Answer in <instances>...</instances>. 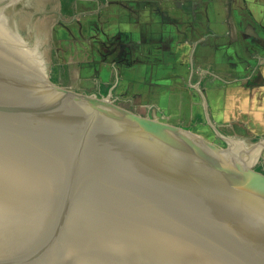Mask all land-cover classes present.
Wrapping results in <instances>:
<instances>
[{
	"label": "water",
	"instance_id": "obj_1",
	"mask_svg": "<svg viewBox=\"0 0 264 264\" xmlns=\"http://www.w3.org/2000/svg\"><path fill=\"white\" fill-rule=\"evenodd\" d=\"M0 28V264H264V176L248 181L264 141L220 146L111 97L64 96Z\"/></svg>",
	"mask_w": 264,
	"mask_h": 264
},
{
	"label": "crops",
	"instance_id": "obj_2",
	"mask_svg": "<svg viewBox=\"0 0 264 264\" xmlns=\"http://www.w3.org/2000/svg\"><path fill=\"white\" fill-rule=\"evenodd\" d=\"M59 10V84L156 125L249 150L264 141V0H59ZM261 151L251 183L264 176Z\"/></svg>",
	"mask_w": 264,
	"mask_h": 264
},
{
	"label": "rangeland",
	"instance_id": "obj_3",
	"mask_svg": "<svg viewBox=\"0 0 264 264\" xmlns=\"http://www.w3.org/2000/svg\"><path fill=\"white\" fill-rule=\"evenodd\" d=\"M4 14L2 18H7L10 21L11 30H13L18 37L22 38L27 45L35 46L33 53L36 58L38 57V61L45 68L50 81L54 83L59 93L67 96L71 88H68L65 83L59 84L55 79L56 67L54 66L58 64L56 38L61 31V33L68 32L66 26L65 28L60 27L59 0H18L13 6H7ZM2 18L0 17V19ZM65 23L66 25L68 24V22ZM63 36H65V34H63ZM88 103V101H84V104ZM114 105L121 106V104L116 102H114ZM208 138L213 139L220 146H225L226 144V141L221 138L211 135L208 136ZM135 149L138 151L143 149L152 152L156 151L163 157H172L182 167H185L184 174H189L196 165L183 146L182 148L165 146L159 148L149 143H138ZM196 166L198 167L199 164Z\"/></svg>",
	"mask_w": 264,
	"mask_h": 264
},
{
	"label": "bare ground",
	"instance_id": "obj_4",
	"mask_svg": "<svg viewBox=\"0 0 264 264\" xmlns=\"http://www.w3.org/2000/svg\"><path fill=\"white\" fill-rule=\"evenodd\" d=\"M2 21H3V20H2V19H0V25L2 24ZM1 30H2V29L0 28V32H1ZM37 58H38V57H37Z\"/></svg>",
	"mask_w": 264,
	"mask_h": 264
}]
</instances>
